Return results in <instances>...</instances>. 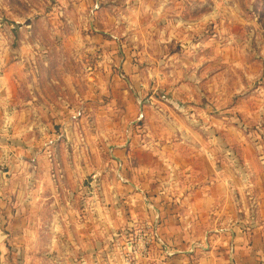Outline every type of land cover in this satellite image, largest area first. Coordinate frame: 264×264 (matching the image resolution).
<instances>
[{"label": "rangeland", "instance_id": "374dc122", "mask_svg": "<svg viewBox=\"0 0 264 264\" xmlns=\"http://www.w3.org/2000/svg\"><path fill=\"white\" fill-rule=\"evenodd\" d=\"M10 107L11 121L28 112L29 137L65 138L72 178L93 181L86 202L66 186L81 193L72 218L43 227L31 242L43 257L27 264L175 261L152 241L149 211L116 201L111 182L136 163L127 140L137 155L159 134L216 138L231 169L264 170V0H0V110Z\"/></svg>", "mask_w": 264, "mask_h": 264}, {"label": "crops", "instance_id": "0c3cea01", "mask_svg": "<svg viewBox=\"0 0 264 264\" xmlns=\"http://www.w3.org/2000/svg\"><path fill=\"white\" fill-rule=\"evenodd\" d=\"M150 25L154 38L155 22ZM120 75L122 81L127 79ZM42 106L52 112L58 108ZM65 106L69 112V104ZM11 109L0 110V264H27L29 258L44 254L38 247L35 251L33 239L42 241L43 227L59 229L64 220H71L69 214L81 193L77 188L65 193L66 186L75 182L66 139L52 137L45 142L44 137H29L33 127L28 112L21 108L23 116L16 122L8 115L15 113ZM36 126L44 128L42 121ZM193 137L159 134L141 144L137 155L136 150L132 153L134 140H127L126 158L134 155L136 163L118 169L111 182L113 196L120 203H131L133 209L144 206L149 211L146 225L153 222L152 241L164 245V255L178 254L175 261L170 259L172 264H264V186L258 184V179L264 180V170L231 169L235 157L229 149L222 156L215 153L220 140L196 132ZM115 159L127 162L117 155ZM89 184L79 185L83 202L91 198L90 179ZM50 205L52 211L45 216ZM54 231L51 236L62 242L63 233Z\"/></svg>", "mask_w": 264, "mask_h": 264}, {"label": "built area", "instance_id": "2783aa9c", "mask_svg": "<svg viewBox=\"0 0 264 264\" xmlns=\"http://www.w3.org/2000/svg\"><path fill=\"white\" fill-rule=\"evenodd\" d=\"M149 226V225H148Z\"/></svg>", "mask_w": 264, "mask_h": 264}]
</instances>
